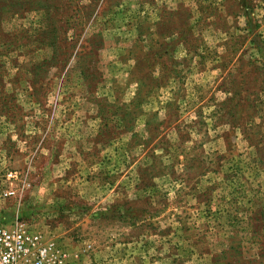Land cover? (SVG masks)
<instances>
[{"label":"rangeland","instance_id":"rangeland-1","mask_svg":"<svg viewBox=\"0 0 264 264\" xmlns=\"http://www.w3.org/2000/svg\"><path fill=\"white\" fill-rule=\"evenodd\" d=\"M17 224L71 264H264V0H0Z\"/></svg>","mask_w":264,"mask_h":264},{"label":"built area","instance_id":"built-area-1","mask_svg":"<svg viewBox=\"0 0 264 264\" xmlns=\"http://www.w3.org/2000/svg\"><path fill=\"white\" fill-rule=\"evenodd\" d=\"M21 172L10 169L6 180L10 182L4 189V197L17 195L13 182H22ZM24 184V183H23ZM0 264H71L68 254L56 242L44 240L39 232H33L24 225L0 227Z\"/></svg>","mask_w":264,"mask_h":264}]
</instances>
